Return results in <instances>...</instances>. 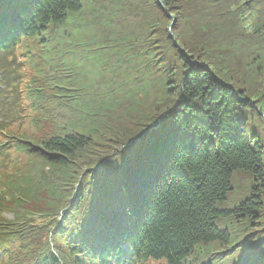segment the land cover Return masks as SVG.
Masks as SVG:
<instances>
[{"label": "trees", "instance_id": "16d2710c", "mask_svg": "<svg viewBox=\"0 0 264 264\" xmlns=\"http://www.w3.org/2000/svg\"><path fill=\"white\" fill-rule=\"evenodd\" d=\"M0 46V264H264V0H0Z\"/></svg>", "mask_w": 264, "mask_h": 264}, {"label": "rangeland", "instance_id": "374dc122", "mask_svg": "<svg viewBox=\"0 0 264 264\" xmlns=\"http://www.w3.org/2000/svg\"><path fill=\"white\" fill-rule=\"evenodd\" d=\"M2 62L0 61V70H1ZM238 179H243L245 177L243 174L239 173L236 175ZM235 191L230 195L228 202L224 206H219L220 208H232L234 207L241 198V189L239 186L234 184Z\"/></svg>", "mask_w": 264, "mask_h": 264}]
</instances>
